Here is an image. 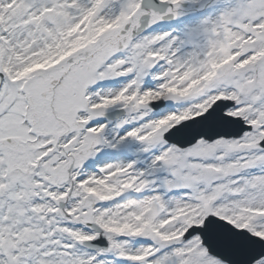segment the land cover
<instances>
[{
	"label": "snow or ice",
	"instance_id": "obj_1",
	"mask_svg": "<svg viewBox=\"0 0 264 264\" xmlns=\"http://www.w3.org/2000/svg\"><path fill=\"white\" fill-rule=\"evenodd\" d=\"M0 264H264V0H0Z\"/></svg>",
	"mask_w": 264,
	"mask_h": 264
}]
</instances>
